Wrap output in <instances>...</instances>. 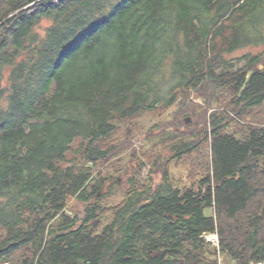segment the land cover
Wrapping results in <instances>:
<instances>
[{
  "label": "trees",
  "instance_id": "trees-1",
  "mask_svg": "<svg viewBox=\"0 0 264 264\" xmlns=\"http://www.w3.org/2000/svg\"><path fill=\"white\" fill-rule=\"evenodd\" d=\"M259 45L264 0H0V264H264V50L230 57ZM171 107L202 141L102 205L118 180L96 167ZM203 142L202 175L174 184L166 164Z\"/></svg>",
  "mask_w": 264,
  "mask_h": 264
},
{
  "label": "rangeland",
  "instance_id": "rangeland-1",
  "mask_svg": "<svg viewBox=\"0 0 264 264\" xmlns=\"http://www.w3.org/2000/svg\"><path fill=\"white\" fill-rule=\"evenodd\" d=\"M264 50L263 45L259 46H249L243 49H240L230 55V57L239 56L246 52L258 53ZM239 64L238 66H240ZM192 101L195 103H200L205 105L200 99L191 96ZM174 107L167 109L164 112H147L135 121L137 128L136 134L132 138V145L130 149L126 152L119 155V162L113 163L114 159L111 162L103 163L96 167L95 174L100 173L101 175L108 176L118 182H114L109 188H107V182L100 189V195L108 194L107 197L102 196L99 200L102 205L108 207L109 205H115L121 201L125 196V190L128 187V180L133 172L134 165L137 166V176H142L143 178H151L154 181H157L161 174V167L166 158L174 153L171 150V142L176 140L183 141H202L200 139L204 138V133L201 131L204 129V124L196 123V116L189 115L182 118V123L176 125L172 120ZM222 111L230 117H235V114L229 109L214 105L208 111ZM199 112V109H197ZM258 117L264 118V105L262 111ZM185 118H188V122H185ZM236 121L231 120L228 123L224 124L225 130L229 133L235 132L238 127L242 124L248 123L246 120H240L237 117ZM240 124V125H239ZM198 131L200 132L198 135ZM200 138V139H199ZM199 139V140H198ZM155 155L157 157L158 165H152V162L146 158L147 155ZM207 154V144L203 142L202 147L194 153L186 154L181 159L172 160L166 168L168 174L172 179L174 184H180V186H189L196 182V180L202 175V164L204 157ZM143 162L142 167L139 165V161ZM203 173V172H202ZM201 174V175H200ZM99 177V175H98ZM71 205H74V208L78 212H82V205L72 201ZM109 210V209H107ZM72 212V211H71ZM69 212V213H71ZM72 214V213H71ZM111 215L109 211L102 215L103 224L110 219ZM204 237L207 241L212 243L214 246H218V237L216 234H205ZM208 238V239H207ZM221 259V258H220ZM2 264H7L6 262Z\"/></svg>",
  "mask_w": 264,
  "mask_h": 264
},
{
  "label": "water",
  "instance_id": "water-1",
  "mask_svg": "<svg viewBox=\"0 0 264 264\" xmlns=\"http://www.w3.org/2000/svg\"><path fill=\"white\" fill-rule=\"evenodd\" d=\"M26 7H27V6H26ZM17 12H18V11L14 12L13 14H10L8 17H11V16L15 15ZM188 121H189L188 118H185V122H188Z\"/></svg>",
  "mask_w": 264,
  "mask_h": 264
},
{
  "label": "built area",
  "instance_id": "built-area-1",
  "mask_svg": "<svg viewBox=\"0 0 264 264\" xmlns=\"http://www.w3.org/2000/svg\"><path fill=\"white\" fill-rule=\"evenodd\" d=\"M208 239V238H207Z\"/></svg>",
  "mask_w": 264,
  "mask_h": 264
}]
</instances>
